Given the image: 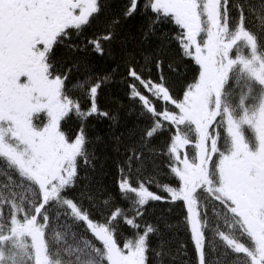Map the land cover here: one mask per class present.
I'll return each mask as SVG.
<instances>
[{"label": "snow or ice", "instance_id": "1", "mask_svg": "<svg viewBox=\"0 0 264 264\" xmlns=\"http://www.w3.org/2000/svg\"><path fill=\"white\" fill-rule=\"evenodd\" d=\"M0 264H264V0H0Z\"/></svg>", "mask_w": 264, "mask_h": 264}, {"label": "trees", "instance_id": "2", "mask_svg": "<svg viewBox=\"0 0 264 264\" xmlns=\"http://www.w3.org/2000/svg\"><path fill=\"white\" fill-rule=\"evenodd\" d=\"M115 2L117 4H119L121 2V0H115ZM139 23H140L139 18L128 22L127 31L134 38L133 43H136L139 40V32L137 31V29L139 27ZM170 29H175V26L170 25L167 28H165V31H169ZM173 34H174V32H173ZM106 66L107 65L104 64L103 61H98L96 64L97 70H99V71H102L104 69V67H106ZM193 67H196L194 64V61H192L191 58H189V57H185L184 63L182 66V75L186 76L188 78L189 82L191 81V78H192V73H191L190 69ZM180 83L181 84L184 83L183 79H181ZM112 91L119 94L121 97H123V92L120 91L118 88L114 87L112 89ZM124 103L127 104L128 101L124 100ZM126 119H127V122L129 123V125H131V123L135 120V116H129ZM92 123L96 124V121L93 120ZM66 127H70V128L75 129L77 127V124L73 120V121H70ZM106 132H107L106 122L101 123V124H96V133L103 136L106 134ZM89 177L94 182L98 181V182L102 183L103 185H105L107 188L115 190V183H114L115 179H116L115 168L112 165V161L110 159L105 160L104 154H101L100 163L98 164L97 171L95 173H89ZM153 207L155 208V210L157 212H159V211L163 210L164 208H167L168 205L155 204V205H153ZM80 230H81V232L84 231L83 226H81ZM176 237H177V239H176L177 244L187 240V236L183 231L177 232ZM190 248H191V245H189V249Z\"/></svg>", "mask_w": 264, "mask_h": 264}]
</instances>
